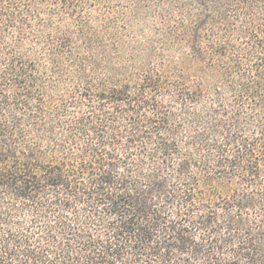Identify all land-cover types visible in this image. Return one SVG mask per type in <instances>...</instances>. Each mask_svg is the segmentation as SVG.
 <instances>
[{"label": "trees", "instance_id": "1", "mask_svg": "<svg viewBox=\"0 0 264 264\" xmlns=\"http://www.w3.org/2000/svg\"><path fill=\"white\" fill-rule=\"evenodd\" d=\"M0 264H264V0H0Z\"/></svg>", "mask_w": 264, "mask_h": 264}]
</instances>
